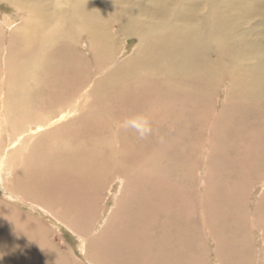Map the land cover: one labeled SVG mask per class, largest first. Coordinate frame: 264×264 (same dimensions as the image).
I'll return each instance as SVG.
<instances>
[{"label":"bare ground","instance_id":"obj_1","mask_svg":"<svg viewBox=\"0 0 264 264\" xmlns=\"http://www.w3.org/2000/svg\"><path fill=\"white\" fill-rule=\"evenodd\" d=\"M0 2L22 17L0 16L6 194L76 234L92 264H203L208 246L251 264L256 232L264 264V0ZM203 142L198 189L184 164ZM20 206L0 199V264L80 263Z\"/></svg>","mask_w":264,"mask_h":264},{"label":"rangeland","instance_id":"obj_2","mask_svg":"<svg viewBox=\"0 0 264 264\" xmlns=\"http://www.w3.org/2000/svg\"><path fill=\"white\" fill-rule=\"evenodd\" d=\"M248 1H251V0H248ZM4 15H9L12 18H20V21L22 20L21 15H19V12L15 7H13V6L5 3V2H0V16L2 17ZM136 44H137L136 38H130L127 41H125V45L128 46L126 54H130L132 52L133 48L136 46ZM78 47L80 50L84 51L86 49L85 41H83ZM86 53H87V51H86ZM87 55H88V53H87ZM87 57L89 58V55ZM89 66H90L89 85L93 86L95 84V82L101 78L104 71H102L101 73H96V71L98 69H96V66H95V63L93 60L90 61ZM2 68H4V64H3ZM220 91H223V89ZM215 95H216V100H218V105H220L221 99H223V97H224L223 96L224 91L223 92L217 91V93ZM6 106H7V103L2 104V102L0 100V111L1 110L5 111ZM81 112L82 111L79 109L78 111L72 113L71 116L69 115V117L67 119H65L63 122L70 121L71 119H74L77 121L79 113L81 114ZM16 117H17L16 114H12L9 117L10 119L8 118L9 119L8 125H9V128L11 129L12 136L15 133L13 123H14V120ZM40 133H38V134H40ZM0 135L3 139V144L0 146V157H1V155L5 152L4 149L11 147V145H9V143L11 141L10 140L11 135H10V137H8V131L5 129H2ZM28 138L31 139L33 137L29 136ZM204 143L205 142L200 144V146L196 149L197 153L194 156H193V153H192V156L188 154V159H187L186 163L184 164L185 174L191 173V179L193 178L192 181H193L194 185L197 184L196 187L198 189H200V186L202 184V178L201 177L204 176V173H203L204 160H203V157L201 156L202 149H204ZM28 149H29V146H26V149L24 152L21 149H19L16 153L13 154V156L19 157L21 154L27 153ZM9 172H7L6 175H3L6 177V180H7V178L10 177ZM3 176H2V179H0V199L9 201V203H12V204H16V206H18V207H19V205H21L20 207L25 212L34 213L35 215H37L42 220V222L50 229L51 235L56 237L54 239L55 243L59 244L60 252H62L64 255L70 254L75 260L80 262L79 264H92L91 262H89L87 260V256L84 254L85 250L82 249V245H84L83 241L76 234L72 233V231L66 227H62L63 232H60L59 231L60 225H57L52 217H50L49 215H46L44 212H42V214L38 213L37 211L34 210L35 206H32L29 202L21 204L20 202L12 199L8 194H6L5 188H7L8 186L5 185V181L3 179ZM6 183H7V181H6ZM259 192H260L259 188H257V189L255 188V189L251 190L250 193L247 195V200H248V203L250 204L249 206L251 208L255 206V204L258 200ZM200 193L203 194L202 191ZM111 197L113 198L111 193H109L107 191L104 193V195L100 199L98 218H103V215L105 214L107 209L110 211V208L113 205ZM93 229L95 231H97V233H98L100 228L96 229L95 226H93L92 230ZM257 234H259V233L256 232V234H254V238H253V248H252V254L253 255L251 257V264H260V262L257 260V257H259L258 256V254H259L258 250L260 249L259 246L261 245V243L256 238ZM210 248H211L210 246L207 247L208 256L203 261V264H218L216 259L213 257L214 251L211 250L212 248L211 249ZM213 249H214V246H213ZM88 259L93 261V259L91 257H89Z\"/></svg>","mask_w":264,"mask_h":264}]
</instances>
